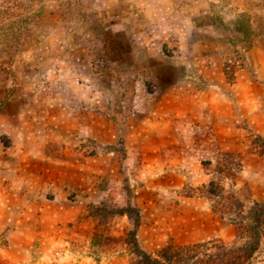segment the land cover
<instances>
[{"label":"rangeland","instance_id":"374dc122","mask_svg":"<svg viewBox=\"0 0 264 264\" xmlns=\"http://www.w3.org/2000/svg\"><path fill=\"white\" fill-rule=\"evenodd\" d=\"M249 4L239 30L226 0L0 3V190L87 175L45 192L76 210L59 238L8 242L0 226V264H136L133 220L114 213L127 203L153 256L240 239L264 203V0ZM29 200L0 194L15 203L0 219ZM245 264H264V238Z\"/></svg>","mask_w":264,"mask_h":264},{"label":"trees","instance_id":"16d2710c","mask_svg":"<svg viewBox=\"0 0 264 264\" xmlns=\"http://www.w3.org/2000/svg\"><path fill=\"white\" fill-rule=\"evenodd\" d=\"M5 1L8 2L0 0V3ZM6 9H9L8 5ZM246 18L243 14L237 19L236 27L239 30L243 27L250 30ZM114 213L128 214L133 220V226L127 231L126 240L131 252L136 256V264H245L264 238V203L255 201L247 216L237 223L240 239L234 243L209 241L185 245L167 244L153 256L142 248L137 238L141 224L140 209L127 203L124 207L117 208ZM96 235L97 233H94V241L97 240Z\"/></svg>","mask_w":264,"mask_h":264},{"label":"crops","instance_id":"0c3cea01","mask_svg":"<svg viewBox=\"0 0 264 264\" xmlns=\"http://www.w3.org/2000/svg\"><path fill=\"white\" fill-rule=\"evenodd\" d=\"M234 1L236 3L234 5L235 7L231 9L236 11V14L235 12L231 13V10L229 8L231 5H233ZM254 1H257V0H226V4H227L226 8L227 10H229L228 14L226 15L228 17L235 18L234 21H236L240 16L239 14L237 16L238 12H242L245 10L252 12V10L255 9L254 5L250 6L249 4V2H254ZM160 16L161 15H158V17ZM174 16L177 19H180L181 17H185V15H183L180 12V10H177ZM192 19L193 17L189 18L191 25L193 22ZM139 24H140V21H139ZM16 147H19V146L16 144ZM14 149H19V148H14ZM18 152L19 151H17L16 154H13L11 158H9L10 155H8V157H6L7 161H10V160L16 161L17 157L20 156ZM18 160L21 161V159L19 158ZM62 163L68 164L69 162L68 160H63ZM75 167H76L75 174L70 173L68 170H65L64 172L61 171L60 172L61 180L60 181L55 180L56 183L53 185H50L49 187L48 185H42L40 187H34L31 189H28V188L26 189L24 187H19V186L15 187L14 185H10V186L7 185L5 187L4 186L1 187L0 194H2L6 200L16 199V197L17 198L21 197L22 199H24V197L26 198L27 195H28V198L30 199L29 200L30 207L26 205L23 206L22 204L21 206H19L20 208L18 209L19 213L23 214L20 218H15V216L13 217V215L7 216L4 214L3 219H0L1 221L0 226L1 225L4 226L3 232L8 242L22 243L23 241L26 240L25 237H28V236L32 241L33 240L36 241L37 239H41V240L49 239V238L56 239L57 237L59 238L61 234H64L63 230H66L65 225H64L66 222V219L64 218H67V215H66L67 212H68V215L69 214L71 215L72 213L74 215L76 210L73 209L72 211H69V208L68 209L64 207L62 208L58 203H55V205H52L51 203L48 204L46 202L48 201V199L45 196L46 194L45 192L46 190H48V191L57 193V191L60 190L61 187L62 188L64 187V184L68 182L69 178L72 179L77 176L82 181L81 185H84L85 180L87 179V175L84 173V171L82 172L79 171L78 164ZM80 169L83 170V167ZM173 170L174 169H172V171ZM63 179L65 181H62ZM1 204H3V206L0 205V207H2L3 210L12 211L15 208L14 202L7 203L6 201L5 202L3 201Z\"/></svg>","mask_w":264,"mask_h":264}]
</instances>
